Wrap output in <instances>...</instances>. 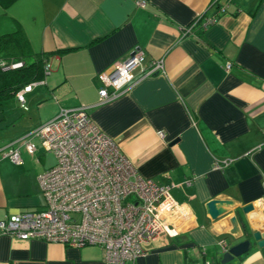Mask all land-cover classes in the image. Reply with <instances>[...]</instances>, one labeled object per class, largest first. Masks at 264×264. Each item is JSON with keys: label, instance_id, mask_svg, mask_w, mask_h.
Returning <instances> with one entry per match:
<instances>
[{"label": "crops", "instance_id": "0c3cea01", "mask_svg": "<svg viewBox=\"0 0 264 264\" xmlns=\"http://www.w3.org/2000/svg\"><path fill=\"white\" fill-rule=\"evenodd\" d=\"M137 1L0 0L1 33L21 27L36 53L67 50L49 57L45 83L25 94L39 119H30L24 112L30 107L23 110L16 98L0 106V132L13 134L0 144L60 108L88 106L138 172L170 185L190 211L178 235L160 237L134 264H219L221 242L229 248L243 240L228 233L230 216L264 232V0H145V7ZM201 15L216 18L202 33L207 44L184 33ZM136 47L145 65L162 59L163 71L145 77L135 71L127 91L99 103V75ZM49 99L56 110L42 119ZM38 144L33 154L18 146L19 163L0 154V220L44 206L38 175L55 163L48 165ZM222 159L233 161L214 169ZM214 199L231 202L217 219L206 208ZM0 264L107 263L99 246L0 234ZM236 264H264V248Z\"/></svg>", "mask_w": 264, "mask_h": 264}, {"label": "built area", "instance_id": "2783aa9c", "mask_svg": "<svg viewBox=\"0 0 264 264\" xmlns=\"http://www.w3.org/2000/svg\"><path fill=\"white\" fill-rule=\"evenodd\" d=\"M137 5L145 7L146 1L138 0ZM215 20L207 18L204 27ZM187 32L189 29L184 33ZM142 54L136 47L115 62L111 70L99 75V103L127 91L134 82L135 71L142 77L163 71L162 59L145 65ZM1 64L5 69L23 65L20 61ZM50 72L48 61L44 65L45 76ZM44 83L45 79L32 82L17 93L22 109H28L25 94ZM88 109L60 108L55 117L0 146L1 155L19 163L17 147L23 146L33 154L36 139L56 159L52 167L38 175L44 206L0 220V234L77 248L99 246L107 264H134L145 255L147 246L160 237L178 235L179 222L186 220L190 211L186 204L173 198L170 185L143 177L115 141L92 120ZM232 161L215 160L213 168L224 170ZM185 183L190 184L191 180ZM221 245L227 251L225 240Z\"/></svg>", "mask_w": 264, "mask_h": 264}, {"label": "trees", "instance_id": "16d2710c", "mask_svg": "<svg viewBox=\"0 0 264 264\" xmlns=\"http://www.w3.org/2000/svg\"><path fill=\"white\" fill-rule=\"evenodd\" d=\"M217 2H219V0H216L215 3ZM206 19L207 17L204 15L197 17L190 24L191 28L188 32L189 34L197 36V39L205 44H207V42L202 36V33L206 29V27H204V21ZM184 29L185 31L188 30V28ZM65 51L67 50H57L49 53L34 52L21 27L10 33L0 32V106L3 105L5 101L13 98H16L18 101L17 93L24 86L45 79L44 65L49 61V57L54 53L61 54ZM18 61L23 63L22 67L18 69H5L1 64L2 62L9 63ZM242 223L244 225V230L250 234L252 231L243 221ZM255 244L256 243L253 242V245ZM242 257L243 256L239 257V259ZM185 264L190 263L186 261ZM219 264H221L220 261Z\"/></svg>", "mask_w": 264, "mask_h": 264}, {"label": "water", "instance_id": "95a60500", "mask_svg": "<svg viewBox=\"0 0 264 264\" xmlns=\"http://www.w3.org/2000/svg\"><path fill=\"white\" fill-rule=\"evenodd\" d=\"M230 201L227 200H218L214 199L208 202L206 205L207 213L211 219H217L225 213V209L222 207L224 204H230ZM253 209V205L249 204L242 208L244 213H248ZM230 224V229L228 233L235 237L241 238L243 240L239 241L236 244L229 246L227 251H225L221 257V264H228L234 258L244 256L252 247L253 242H255L259 247H264V232L258 230L252 231L250 234L247 233L243 228V223L239 216L233 215L228 218Z\"/></svg>", "mask_w": 264, "mask_h": 264}, {"label": "rangeland", "instance_id": "374dc122", "mask_svg": "<svg viewBox=\"0 0 264 264\" xmlns=\"http://www.w3.org/2000/svg\"><path fill=\"white\" fill-rule=\"evenodd\" d=\"M53 100L52 99H49V100H46V102H48L47 103V105L45 106V108L42 110V112H43V114H42V119H44L45 117H46V115L48 116V117H52V113L56 110V106L53 104V103H51ZM10 102H16L15 100H13V101H10ZM44 102V101H43ZM43 102H41V103H43ZM46 102L44 103V104H46ZM50 103V104H49ZM10 104H12V103H10ZM27 105H28V107H30V111H24L25 112V114L26 115H28V114H30V119L32 118V120H36V119H39L40 117L38 116V113L40 112V110H38V108H36L35 106H34V108H32L31 109V104H30V102H29V100L27 101V103H26ZM22 111V110H21ZM1 112H0V118H1ZM49 115H51V116H49ZM24 119V118H23ZM1 123V122H0ZM3 123H4V121H3ZM2 125V124H1ZM8 134H11V132L10 133H8V132H6V131H1L0 132V140H2V137H4L5 135L6 136H8ZM11 135H13V134H11ZM35 141L38 143V140H36L35 139ZM39 145V147H41V145L40 144H38ZM0 146H2L1 144H0ZM42 148V147H41ZM46 161H47V163H48V165H53L55 162H56V159H55V156H54V154H52V153H47L46 154ZM262 248H264V247H259L257 244L256 245H253L252 247H251V249L244 255V256H246V255H248V254H251V253H253V252H255V251H259V250H261ZM243 256V257H244ZM237 260H239L238 258H234L231 262H229L228 264H236L237 263ZM216 264V263H215Z\"/></svg>", "mask_w": 264, "mask_h": 264}]
</instances>
